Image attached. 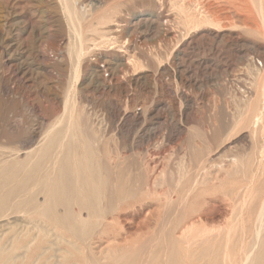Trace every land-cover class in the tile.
<instances>
[{"label": "rangeland", "instance_id": "374dc122", "mask_svg": "<svg viewBox=\"0 0 264 264\" xmlns=\"http://www.w3.org/2000/svg\"><path fill=\"white\" fill-rule=\"evenodd\" d=\"M123 1L121 5H114L117 0L109 2L112 6L110 9L117 11L112 21L107 24H98V19H94L92 29L95 31L92 32L83 27V31H86L85 33L89 36L84 41V54L79 73L74 78L69 63L60 61L54 56L65 45L76 44L73 28L68 23V18L60 11V2L58 0H0V32L3 33H0V54L3 57L0 63L2 67H0V126L11 123L29 132L40 127L39 121H43V127L47 126L61 112L65 92L69 91V97L72 95L71 104L76 101V104H73L75 108L88 112L93 125L103 129L104 133L102 132L103 135H100L97 141L99 150L97 157L106 167L119 165L116 166L119 175L115 176L116 173H111V177L120 180L122 189L128 195L124 201H118L117 205H114L112 212L104 215L102 226L90 236L86 244L75 235L36 214L19 212L0 217V249L13 257L10 264H86L87 260H96L101 264H120L121 262L122 264H138L143 261L139 264H157L160 260L166 261V258L171 255L170 263L174 260L176 264L182 261H186V264H189L188 261L192 264H218L226 255L238 259L242 254L239 245H236L233 251V238L229 239L224 233L230 223L236 221L237 214L246 215L245 213L249 210L247 201H244L246 207L241 204L245 208L240 207L239 204L242 203V198L246 199L250 188L251 190L257 188L261 175L258 169H255L256 173L252 172L254 177L252 176L253 179L251 177L253 181L251 184L243 179L239 162L235 164L230 160L233 156L240 160L245 158L254 146L247 127L237 126L233 131L231 128L245 100L249 96L251 98L255 96L256 68H261L264 64L261 58L257 57L264 48V28L261 27L264 25V3H262L264 0ZM85 3L86 0L83 3L82 0H78L76 6L81 10ZM258 4L262 6H260L262 10ZM7 12L11 13L8 15ZM150 12L162 15L165 36L160 38L156 36L158 35L157 24L153 25L149 21L147 13ZM130 18H134L133 22L138 23L131 32L134 34L133 41L112 43L113 35L124 28L126 20ZM65 22H67L66 25ZM144 36L145 39L147 38L146 42H144ZM142 40L143 42L140 43ZM96 52L119 58L117 73L121 83L120 88L105 92L95 89V85L89 82L88 64L94 63L93 58ZM132 61L136 63L135 66L131 64ZM20 66L27 70L26 76H21L18 70ZM161 70L169 71L170 75L166 76ZM82 85L84 86L81 87ZM141 105L144 118L133 119L132 109ZM94 114L99 115H97L98 119ZM26 127L29 128L26 129ZM218 128L223 129L217 137L215 133ZM102 143L103 148H101ZM108 174L110 176V173ZM124 179L126 181L128 179V182ZM246 185L250 188H242ZM239 188L243 190L234 195ZM241 194L244 196L242 197ZM185 195L187 198L184 197ZM41 199L40 196L39 200ZM167 202H169L168 205ZM235 203L239 204L235 206ZM255 204L257 202L253 203ZM232 205L235 206V208L232 207L234 217L231 216ZM251 206L252 204L250 208ZM239 210L242 211L239 212ZM185 212L188 214L184 215ZM19 214H22V217ZM174 214H179L177 217L181 220ZM199 215L203 216V219ZM209 216L213 219L210 222ZM173 217L175 222L178 219L176 223L181 221L179 226H176ZM206 218L207 221H205ZM225 218L228 219V223ZM38 220L48 227L45 229L40 224V228L38 226L36 230L39 225ZM169 220L171 223H168ZM29 221L32 223L30 224ZM33 223L36 226H32L31 229L29 225ZM222 223L226 225L223 226ZM167 224H171V227ZM211 224L213 225L210 227ZM161 225L163 228L165 226L172 228L175 232L168 230L169 228L163 230ZM188 225L213 230L206 237L207 239L198 237L190 238V240L182 239L179 242L188 250L186 258L182 256L180 250L173 251V245L176 234L178 235L179 230ZM42 227V231L39 230ZM52 228L53 230H50ZM219 228H222L221 234L217 233ZM44 229L50 230V233H44ZM51 232L55 233V236L58 235L57 238L53 234L52 236ZM158 232L160 237L157 236ZM162 233L166 234L164 239L167 237V241L163 240ZM218 235L221 239L217 238ZM217 239L219 242H216ZM247 240L248 238L246 242ZM164 243L165 246H163ZM135 250L136 253H133ZM161 251L165 255L168 253V256L166 257ZM130 252L133 254L131 255ZM157 252L160 255H155ZM147 256L154 259L150 260ZM146 258L149 260L147 261ZM121 259L127 260V263H123ZM169 259L166 263L170 261Z\"/></svg>", "mask_w": 264, "mask_h": 264}, {"label": "bare ground", "instance_id": "6f19581e", "mask_svg": "<svg viewBox=\"0 0 264 264\" xmlns=\"http://www.w3.org/2000/svg\"><path fill=\"white\" fill-rule=\"evenodd\" d=\"M58 1L60 2V7H61L60 11H62V13L64 14L63 16H66L68 18V20H69L68 23H70V25L73 28V32H74L75 38H76V44H69L68 46L65 45V47L62 50H60V52H57L56 55H54V56H55L56 59H58L60 61L67 62V64L69 63L70 69H71V73H72V75L75 78L77 76V74L79 73L78 71H79L80 63L82 61V56L84 54V47H85L84 46V41L87 40V38L89 36V35L87 36V34L85 33L86 31L85 32L83 31V29H84L83 27H85V30H87V31H91V32L95 31V29H92L93 20L94 19H98V22H97L98 24H107L108 22L113 20L114 14L117 13V11H116V9H110V8H112V6L109 4V2L112 1V0H88V1L86 0V3L84 5V7L81 8V10L78 9L77 6H76V1H78V0H58ZM83 1H85V0H82V3H83ZM181 2H182V0H181ZM123 3H124L123 0H117V2L114 5H121ZM262 3H264V2H262ZM30 4H28V5H30ZM181 5H183V3ZM192 5H194V4H192ZM80 6H81V4H80ZM260 6L258 4L259 8H260ZM191 8L195 9L194 7H191ZM43 9H44V7H43ZM187 9H188V7H187ZM260 9L262 10V8H260ZM183 11H185V10H183ZM255 11H256V9H255ZM257 12H259V10ZM10 13H8V15ZM261 13H262V11H261ZM226 14H229V13H226ZM147 15H149V21L151 23H153V25L157 24L156 28H157L158 35H156L157 33L155 35L159 36V38H160V36L162 37L165 34V28H164V26H165L164 24L165 23L162 24V17H161L162 15H160V13L159 14H156V13L153 14L151 12L147 13ZM223 15H224V13H223ZM260 16H262V15H260ZM88 17H89V19H88ZM222 18H224V17H222ZM260 18H262V17H260ZM133 20H134V18H130L129 20H126V26L124 28L120 29L118 32H116V35H113L112 40H111L112 43H121V42H126V41L127 42H132L133 41L132 35H134V34L131 33V32L133 30V27H135L138 24L137 21L133 22ZM140 20L143 21V19H140ZM165 20H167V19H165ZM198 20H199V18H198ZM64 21H66V19ZM164 22H166V21H164ZM200 22H201V20H200ZM41 23H42V21H41ZM66 23L67 22H65V25H66ZM140 23L141 22H139V24ZM6 24L4 26H6ZM43 24H44V22H43ZM144 24H145V22H144ZM191 24H192V22H191ZM162 25H164V26H162ZM4 26H2L3 29H4ZM147 27L150 28L149 26H147ZM261 27L264 28V25L261 26ZM11 29H13V28L11 27ZM69 29L71 30V28H69ZM143 29H145V28L143 27ZM110 30H112V29L110 28ZM147 30L149 31V29H147ZM138 31H139V29H138ZM146 33H147V31H146ZM146 33H145V35H146ZM1 34H3V33H1ZM5 34H8V33H5ZM17 34H18V32H17ZM136 35H137V32H136ZM106 36H108V35H106ZM14 38H16V37H14ZM104 38H105V36H104ZM107 38H106V40H107ZM163 38H165V37H163ZM260 38H261V36H260ZM143 39H145V36H144ZM146 39H145L144 42H146ZM198 39H200V38H198ZM20 41H21V39H20ZM92 41H94V39H92ZM100 41L101 40H99V42ZM217 41H215V42H217ZM3 42H4V40H3ZM141 42H143V40L140 41V43ZM7 45H8V43H7ZM4 48H6V47H4ZM128 48L126 50H128ZM263 49H262V52H260L257 57L261 58V60L264 62ZM17 50H18V48H17ZM37 52L38 51H36V53ZM39 52H40V50H39ZM253 53H255V52H253ZM257 53L258 52H256V54ZM94 56H95V58H93L94 59V63H92L90 65L88 64V68H89L88 80H89V82L91 84L95 85V89H98L100 91L103 90L105 92H109V91H111L113 89L120 88L121 87V83H120L119 75L117 73V66H118V62L117 61H119V58H117V57L112 58V57L107 56V54L102 53V52H96L94 54ZM37 57H38V55H37ZM251 58H252V56H251ZM2 59H3V57L0 54V63L2 62ZM134 61L136 62V60H134ZM135 62L132 61L131 64L135 66L136 65ZM251 64H249V65H251ZM123 66L125 67V64ZM18 70L21 73V76H26V73H27L26 69H23L20 66ZM29 72H30V67H29ZM162 72L165 73L166 76L170 75L169 71H167V70L162 71ZM255 74H256V82H255V92H254V94L255 93L256 94L252 98L249 96L247 98V100H245V102H244V104L242 106V110H241L238 118L234 121V125H233V122H232L233 128H231L232 129L231 131H233L234 128L237 127V126L247 127L249 129L247 131H250V139L252 140L254 146L252 147L251 152L245 158L240 160L237 157L233 156V157H231L230 160H232V162H234L235 164L239 162V165L241 166L240 173H241V175H242L244 180H246V181L248 180V182H251V184H252L253 183L252 179L254 177L252 172L255 169L256 170L258 169V172H260L259 175H261V178H260V181L258 180L259 181V185L257 186V188L255 190H251V188L249 186H247L249 184H247L246 186L242 187L244 189L249 187L250 189L247 192V197L245 196L246 197L245 200H244V198H242L244 196V194H243V196L241 194V196H242L241 198L243 199V201H242V203H240V204L238 203V204L239 205H241V204L244 205V204H246V203H244V201H247V204H248L247 207L249 208V210L247 212L245 210V212H246L245 214L246 215H244V213H241L240 215L237 214L238 216L235 215L237 217V218L235 217L236 221H232V223H230L229 227L226 229V233H224L226 235V237H228L229 239L233 238V251H234V248L236 247V245H239V248H240L242 254L239 256L238 259L231 258V256L227 257V255H226V257H222V259H220L218 264H264V64H262L261 68H258V67L256 68V73ZM35 78H37V77H35ZM30 79L32 80V78H30ZM38 79H39V77H38ZM11 86H9V87H11ZM83 86L84 85H82L81 87H83ZM5 88H8V87H5ZM70 89L71 88H69V90ZM122 90H124V89H122ZM81 95H82V93H81ZM71 96L72 95H70V97H69V91L65 92L64 99H63V104H62L63 106H62L61 112L57 116H55L54 119H52V121L47 126L43 127L42 126L43 125L42 124L43 121H39L40 122L39 123L40 127L38 126L39 128H37L36 130H33V131L30 130V132L27 131V130H22V128H20L18 126L11 125V123H10V125L7 124V125L0 126V217L6 215L8 213H19V212L27 213V214H30V215L31 214H36V215H38L39 217H41L43 219L51 221L55 226H58V227H61V228L65 229L66 231H68L72 235H75L77 237V239H79L80 241H82L83 243L86 244V243H88V240H89L90 236L94 232H96L100 228V226H102L104 215L109 213V212H112L114 210V205L115 204L117 205L118 201L119 202L120 201H124L128 195H127V192H125L122 189V186L120 185V182H119L120 180H118L116 177H111L112 176L111 173H116L115 176L119 175V173L117 174V170H116V168H117L116 166L118 164L116 166H112V165L110 166L109 165L110 167H106L104 165V163H102L101 159H99L97 157V153L99 152V150L97 149V141H99L100 135H103L102 134L103 129L97 128V127H95L93 125V121H91V118H90L91 115H89L88 112H86V111L84 112L83 110L77 109V107L75 108V105H73V104L74 103L76 104V101L75 102L72 101L74 103L71 104V102H70ZM53 102H54V100H53ZM131 102H132V100H131ZM123 103H125V102H123ZM58 106H60V105H58ZM54 107H55V105H54ZM87 108H89V107H87ZM76 110H78V111H76ZM143 113H144V111H143V106L142 105L139 106V107H134L132 109V113H131L132 114V118L136 119V120H140V118L141 119L144 118V117H142ZM97 115H95L96 118L99 116V115L98 116ZM33 116H34V114H33ZM34 118H36V117H34ZM92 120H95V119H92ZM101 120H103V117H101ZM106 120H107V118H106ZM1 122H2V120H1ZM17 122H20V121H17ZM142 123H144V122H142ZM96 125H98V124H96ZM27 128H29V127H26V129ZM221 129H223V128H218L216 130L215 136L219 135ZM228 129H230V128L228 127ZM205 131H206V129H205ZM231 131H229V132H231ZM106 133H108V132H106ZM215 138H213V139H215ZM101 146H102L101 148H103V143H102ZM104 149H105V146H104ZM118 158H121V157H118ZM104 159H105V157H104ZM194 159H195V157H194ZM117 160H119V159H117ZM116 161H115V163H116ZM123 161H125V160H123ZM121 162H122V160H121ZM106 163L107 162H105V164ZM207 165H208V163H207ZM205 167H206V165H205ZM208 167H209V165H208ZM122 168L124 169V167H122ZM122 170H121V172H122ZM127 170H128V168H127ZM195 171H196V169L194 170V172ZM108 173H110V176H109ZM125 173H127V172H125ZM255 175H258V174H255ZM251 177H252V179H251ZM196 180H197V178H196ZM193 181L195 183V180H193ZM193 181H192V184H193ZM122 182H123V180H122ZM126 182H128V179H127ZM125 183H123V185ZM128 185L129 184H127V186ZM198 185H200V184H198ZM130 187H129V189L133 188V187H131V188ZM203 190H204V188H203ZM242 190L243 189L239 188L238 190H236L234 192V195H236L237 193H239ZM243 192H241V193H243ZM185 194H186V192H185ZM143 195H145V194H143ZM181 195H183V192H182ZM226 195H227V192H226ZM40 196L42 197L41 200H39ZM184 197H186V195ZM166 201H167V199H166ZM166 201H165V203H166ZM231 201H233V200L231 199ZM181 202H182V200H181ZM255 202H257V204L253 205V203H255ZM168 203L169 202H167V205H168ZM236 204L237 203H235V206H236ZM251 204H252V206L250 208ZM235 206H233V205L231 206V210H232L231 211V213H232L231 216H233V217H234V211H233L232 207L235 208ZM244 206L246 207V205H244ZM175 207H176V205L174 206V208ZM240 207H242V205ZM240 207L238 206V209ZM245 207H242V208H245ZM181 208H182V206H181ZM178 209H176V210L180 211ZM176 210H174V212ZM181 211H183V210H181ZM203 211H205V210H203ZM240 211H242V210H239V212ZM137 212H138V210H137ZM177 213H179V212H177ZM22 214H19V216H21ZM187 214L185 212L184 215H187ZM178 215H175V216L177 217ZM15 216H18V215H15ZM196 216H198V215H196ZM199 217H202V219H203V216L199 215ZM177 218H179V217H177ZM1 219H3V218H1ZM208 219H210L209 222L211 220H213V219L210 218V216L208 217ZM231 219L233 220V218H231ZM173 220L175 222V218L174 217H173ZM193 220L192 221L190 220V221L193 222V223H196L197 220L195 219L196 220L195 222ZM36 221H34L35 224H37ZM177 221H178V219H177ZM205 221H207V218H206ZM226 221L228 223V219H226ZM226 221H224V222L226 223ZM23 222H26V221L23 220ZM176 222H175L176 226H179L178 224L181 223V221H180V223L179 222L176 223ZM202 222H204V221H202ZM209 222H207V223H209ZM31 223L32 222H30V224ZM42 223L43 222L40 223V221H39V225H37V229L36 230H38V226L40 228V226H41L40 224H42ZM168 223H171L170 220L168 221ZM35 224L33 223V225H29V227L32 229V226H36ZM161 224H163V223H161ZM186 224H188V222ZM197 224H196V226H197ZM163 225H161L162 228H163ZM167 225L170 226L171 224L170 225L167 224ZM182 225H183V223H182ZM203 225H205V224H203ZM212 225L213 224H211L210 227ZM225 225L223 224V226H225ZM176 226H174V224H173V228L176 227ZM43 227L45 228L46 225H43ZM43 227L41 229H39V230L42 231ZM213 227H216V226H213ZM162 228H160V229H162ZM166 228H169V227L165 226V228H163V230L166 229ZM23 229H25V228H23ZM45 229H44V233L45 232L48 233L50 230H53V228L50 229L49 231H48V229H47V231ZM221 229L219 228L217 230L218 234L219 233L221 234V232H222ZM168 230H172V228H169ZM168 230H167V232H168ZM180 230H179V233L177 232L178 235L175 233L176 236L175 237L173 236L175 238L174 240L176 241V242L174 241L173 251L175 250V251L178 252L180 250L182 252V254H183L182 256L186 257V254L188 253L187 252L188 250H186V248L182 247V244L180 245L179 242L182 239L183 240L184 239H189L190 240V238H198V237L201 238V239L206 238L207 236H209L211 234V231L213 229L211 230V228L209 229L207 227L195 228L193 225H190V226L188 225L184 229L182 228ZM160 232H161V230H160ZM164 232L167 233L166 231H164ZM173 232H175V231H173ZM52 234L53 233L51 232V235ZM158 234H159V232L157 233V236L160 235V234L159 235ZM165 235L166 234H163V236H164L163 240L167 241V237H166V239H164ZM57 236H55V238H57ZM167 236H169V234ZM33 237L34 236H32V238ZM218 237L220 238V235H218L217 238ZM9 238H8V240H9ZM55 238H54V240H55ZM170 238H172V236ZM247 238H248V240L246 242ZM168 239H169V237H168ZM218 239L216 240V242L218 241ZM171 240L172 239H170V241ZM224 240H225V237H224ZM170 241L168 240V242H170ZM165 243H167V242H165ZM165 243H164V245L163 244L162 245L165 246ZM172 243H170V244H172ZM167 245H168V243H167ZM163 246H162V248H163ZM171 247H172V245H171ZM179 247L181 249H179ZM114 249L116 250V248H114ZM159 249H160V246H159ZM108 251H109V249H108ZM111 251L114 252V250H111ZM173 251H172V253H173ZM223 251H225V250L223 249ZM126 252H123V253H126ZM189 252H190V249H189ZM123 253H121V255ZM130 253L132 255L133 253H136V250H135V252H133V253L130 252ZM150 253H151V251H150ZM162 253H164V252H162ZM157 254H158V252L155 255H157ZM224 254H225V252H224ZM232 254H233V252H232ZM129 255L130 254L128 253V256ZM136 255L138 257V253ZM158 255H160V254H158ZM164 255H165V253H164ZM173 255H174V253H173ZM228 255H229V253H228ZM152 256H154V255H152ZM165 256L167 257L168 253ZM171 256L166 258V261ZM147 257L150 260H151V258H152V260L154 259V257H151V258L149 256H147ZM188 257H190V255ZM12 258H13L12 256H10L7 253H4L0 249V264H10ZM139 258H141V257H139ZM148 258H146L147 261L149 260ZM193 258H194V256H193ZM114 259L115 258L113 256V260ZM117 259H118V257H117ZM195 259H196V257H195ZM210 259H212V258H210ZM210 259H209V261H210ZM140 260H142V259H140ZM159 260H160V258H159ZM169 260L170 261L168 263H166V261L160 260V261H158L157 264H176V263H174V260H173V263H170L172 259H169ZM126 261L127 260H124L123 263H127ZM143 262H139V263H143ZM188 262H189V264H192V262L191 263H190V261H188ZM86 264H101V263L97 262L96 260H87ZM120 264H122V262ZM180 264H186V261H182Z\"/></svg>", "mask_w": 264, "mask_h": 264}]
</instances>
